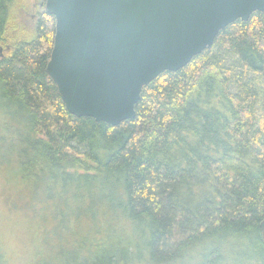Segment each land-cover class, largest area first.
I'll return each instance as SVG.
<instances>
[{
    "label": "trees",
    "instance_id": "1",
    "mask_svg": "<svg viewBox=\"0 0 264 264\" xmlns=\"http://www.w3.org/2000/svg\"><path fill=\"white\" fill-rule=\"evenodd\" d=\"M14 1L0 0V165L11 155L40 239H54L35 264H264V14L157 76L111 126L65 108L44 8L11 44Z\"/></svg>",
    "mask_w": 264,
    "mask_h": 264
},
{
    "label": "water",
    "instance_id": "2",
    "mask_svg": "<svg viewBox=\"0 0 264 264\" xmlns=\"http://www.w3.org/2000/svg\"><path fill=\"white\" fill-rule=\"evenodd\" d=\"M54 37L46 72L67 111L117 126L144 86L177 71L264 0H45ZM2 49L0 48V56ZM264 243V218L259 225Z\"/></svg>",
    "mask_w": 264,
    "mask_h": 264
},
{
    "label": "rangeland",
    "instance_id": "3",
    "mask_svg": "<svg viewBox=\"0 0 264 264\" xmlns=\"http://www.w3.org/2000/svg\"><path fill=\"white\" fill-rule=\"evenodd\" d=\"M39 8H44L40 0H15L12 3L6 32L11 44L14 43V38L32 34ZM0 48L2 56L5 53L4 46ZM2 156L7 164L0 165V255L5 264H35L40 256L50 262V243L53 244L54 239L52 236L51 239L47 237L46 241L40 239L38 216L32 210L38 207L32 208L26 204L30 202L27 192L23 191L21 184L12 182L9 176L11 155L3 153ZM56 247L58 246L54 245Z\"/></svg>",
    "mask_w": 264,
    "mask_h": 264
}]
</instances>
